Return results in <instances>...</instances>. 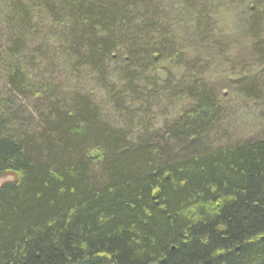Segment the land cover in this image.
Wrapping results in <instances>:
<instances>
[{"label":"trees","instance_id":"1","mask_svg":"<svg viewBox=\"0 0 264 264\" xmlns=\"http://www.w3.org/2000/svg\"><path fill=\"white\" fill-rule=\"evenodd\" d=\"M8 5L2 80L40 104V129L0 118V177H14L0 186V264H264V138L203 147L221 110L203 82L169 72L189 61L161 4ZM262 5L249 9L253 38ZM252 49L264 60L263 39ZM39 62L63 78L91 76L117 112L148 87L189 108L163 136L129 141L79 90L67 103L60 86L30 81Z\"/></svg>","mask_w":264,"mask_h":264},{"label":"rangeland","instance_id":"2","mask_svg":"<svg viewBox=\"0 0 264 264\" xmlns=\"http://www.w3.org/2000/svg\"><path fill=\"white\" fill-rule=\"evenodd\" d=\"M0 0V51L6 46L8 28L5 22L8 3ZM174 27V38L180 52L185 54L189 66L169 67L176 82L201 81L216 97L221 110L220 119L204 139L206 150L241 144L264 138V60L254 54V45L264 40V16L257 28L258 38H253L249 27V9H262L264 0H154ZM23 61L28 63L29 58ZM0 58V118L11 120L15 131L20 128L37 133L40 129L39 106L34 101L24 100L11 93L2 80L4 64ZM22 62V60H21ZM40 63V64H39ZM30 67V81L47 80L63 88L59 99L69 100L67 94L79 90L101 111V120L107 125L126 132L135 142L144 134L151 139L163 136L179 115L188 109V101L169 100L160 96L156 100L148 95L145 99H132L127 112H117L108 98L92 81L91 76L68 79L62 73L52 74L47 63L39 62ZM49 83V82H48ZM58 91V90H57ZM66 93V94H65ZM131 99V98H130ZM11 126V125H10ZM96 170V169H95ZM14 177H0V186Z\"/></svg>","mask_w":264,"mask_h":264}]
</instances>
